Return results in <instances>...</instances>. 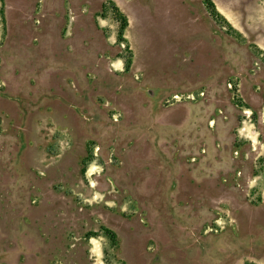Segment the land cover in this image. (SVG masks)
I'll use <instances>...</instances> for the list:
<instances>
[{
  "label": "rangeland",
  "instance_id": "374dc122",
  "mask_svg": "<svg viewBox=\"0 0 264 264\" xmlns=\"http://www.w3.org/2000/svg\"><path fill=\"white\" fill-rule=\"evenodd\" d=\"M207 1L0 0V264H264V0Z\"/></svg>",
  "mask_w": 264,
  "mask_h": 264
},
{
  "label": "trees",
  "instance_id": "16d2710c",
  "mask_svg": "<svg viewBox=\"0 0 264 264\" xmlns=\"http://www.w3.org/2000/svg\"><path fill=\"white\" fill-rule=\"evenodd\" d=\"M207 3H208V7L210 8L211 14L216 19L223 17L222 14L218 11L215 3L212 0H208ZM113 7L115 8L117 17L121 23L120 30L118 33V38L122 43H124L127 46V49L129 51V58L126 61L127 66L129 67L132 63L133 55H132V50L130 48V43H129L128 39L125 38V29L128 26V19H127V16L117 6H115L113 4ZM112 237H113V239H116V235L114 233L112 234Z\"/></svg>",
  "mask_w": 264,
  "mask_h": 264
}]
</instances>
